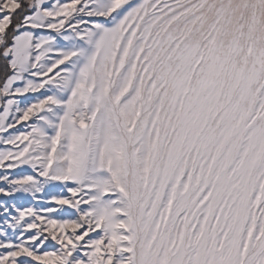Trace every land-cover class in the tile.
<instances>
[{"label":"snow or ice","instance_id":"6c2138e0","mask_svg":"<svg viewBox=\"0 0 264 264\" xmlns=\"http://www.w3.org/2000/svg\"><path fill=\"white\" fill-rule=\"evenodd\" d=\"M0 264H264V0H0Z\"/></svg>","mask_w":264,"mask_h":264}]
</instances>
